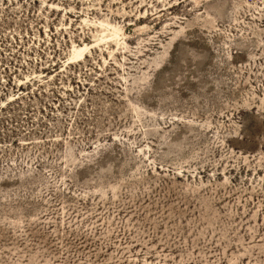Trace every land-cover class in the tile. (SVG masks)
Masks as SVG:
<instances>
[{
  "label": "rangeland",
  "instance_id": "1",
  "mask_svg": "<svg viewBox=\"0 0 264 264\" xmlns=\"http://www.w3.org/2000/svg\"><path fill=\"white\" fill-rule=\"evenodd\" d=\"M0 264H264V0H0Z\"/></svg>",
  "mask_w": 264,
  "mask_h": 264
},
{
  "label": "bare ground",
  "instance_id": "2",
  "mask_svg": "<svg viewBox=\"0 0 264 264\" xmlns=\"http://www.w3.org/2000/svg\"><path fill=\"white\" fill-rule=\"evenodd\" d=\"M88 49H89V45L74 46L72 56L69 58L70 61L72 62L75 60H82Z\"/></svg>",
  "mask_w": 264,
  "mask_h": 264
}]
</instances>
